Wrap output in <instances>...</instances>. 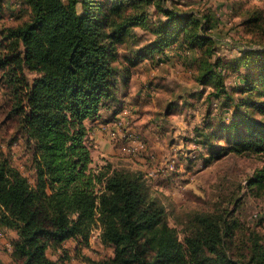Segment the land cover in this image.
<instances>
[{"label": "trees", "instance_id": "1", "mask_svg": "<svg viewBox=\"0 0 264 264\" xmlns=\"http://www.w3.org/2000/svg\"><path fill=\"white\" fill-rule=\"evenodd\" d=\"M21 3L29 20L0 31L1 78L13 98L9 115L30 151L34 179L31 183L0 158V226L16 233L11 239L13 264H68L63 243L71 239L87 246L97 224L99 240L112 246L113 254L95 264H264L260 237L239 239L240 194H232L233 209L175 218L182 241L143 173L109 164L91 167L89 124L117 103L119 76L123 84L128 82L129 71L116 65L117 46L132 27L146 25L140 10L155 5L166 17L155 31V42L145 49L147 56L162 55L175 44L210 56L214 41L205 31L211 29V18L163 9L165 0ZM244 24L249 32H264V13L255 11ZM237 62L232 70L238 72V65L244 70L238 73L240 110L226 122L207 121L201 142L212 155L264 156V121L241 110L264 113V47L246 45ZM218 65L200 62L199 81L228 97ZM218 138L224 141L221 147L213 145ZM246 183L249 191L262 192L263 173Z\"/></svg>", "mask_w": 264, "mask_h": 264}, {"label": "rangeland", "instance_id": "2", "mask_svg": "<svg viewBox=\"0 0 264 264\" xmlns=\"http://www.w3.org/2000/svg\"><path fill=\"white\" fill-rule=\"evenodd\" d=\"M0 7V31L3 27L29 20V10L21 0H1ZM162 8L193 13L198 18L209 16L212 26L205 34L214 41L213 52L208 56L202 51H190L175 44L162 55L147 56L144 52L149 51L145 49L155 42V31L166 17L155 5L140 10L146 25L132 27L117 46L116 65L129 71L128 82L123 84L122 76H119L117 103L101 111L98 123L89 124L90 132L97 129L106 134L107 140L118 151L103 155L89 138L91 167L109 164L111 168H128L143 173L151 195L165 206L169 225L177 230L182 241L181 226L176 220L194 212L233 209L231 197L238 193L243 197L237 212L239 239L256 234L264 242V190L249 191L246 183L256 173L264 175V156L234 155L224 151L212 155L201 142L207 121L226 122L235 109L240 110L243 96L237 89L241 82L238 73L242 74L244 70L241 65L236 69L238 72L232 68L237 65L246 45L264 47V32H249L244 24L255 11L264 13V0H165ZM202 61L219 64L217 71L221 72L226 90L230 92L228 97L224 94L218 96L219 90H215L211 83L201 84L199 63ZM232 62L235 65L228 67ZM31 77L26 76L29 80ZM12 101L11 88L3 82L0 70V158L7 159L32 183L30 151L17 131L16 120L9 115ZM250 108L241 110L246 109L249 116L264 121L263 112ZM115 111L140 144L133 155L122 152L120 142L110 140L109 133L117 122ZM126 129L119 130V134H124ZM213 145L221 147L224 141L215 139ZM11 231L0 226L1 264H13L11 239L16 233L12 231V235ZM92 241V247L79 246L77 241L75 246L73 242L68 243V264H95L112 256V246L97 239ZM47 254L51 259L56 257L51 251Z\"/></svg>", "mask_w": 264, "mask_h": 264}, {"label": "built area", "instance_id": "3", "mask_svg": "<svg viewBox=\"0 0 264 264\" xmlns=\"http://www.w3.org/2000/svg\"><path fill=\"white\" fill-rule=\"evenodd\" d=\"M117 122H115L114 127H112L110 131V140L115 142H120L119 146L121 147L122 152L126 154H135L138 151V148H140V144H137V141L133 134L129 133L130 128L126 127L124 124V120L122 119L121 115L116 117ZM122 128H128L126 129V132L124 134H119V130ZM101 233V227L99 224L94 226L90 233L89 241H92L94 239L100 238Z\"/></svg>", "mask_w": 264, "mask_h": 264}, {"label": "crops", "instance_id": "4", "mask_svg": "<svg viewBox=\"0 0 264 264\" xmlns=\"http://www.w3.org/2000/svg\"><path fill=\"white\" fill-rule=\"evenodd\" d=\"M103 112V111H102ZM112 112V111H111ZM102 113L99 114V116L101 115ZM118 116V114H116L115 118ZM99 118V117H98ZM96 118L94 121H92L91 124H95V123H98L99 122V119ZM99 126V125H97ZM89 138L91 140H93V143L95 144V147L97 149H99L100 152L104 153L103 155L105 154H109V155H113L115 154V152L118 151V148H115L114 147V144H111V142H109L106 138V134H103L101 133L99 130H94V132H90L89 134ZM120 151V150H119ZM101 155V156H103ZM10 234L13 235V232L11 231ZM14 238H16V235H14ZM98 240V239H97ZM99 241V240H98ZM73 242L74 246H75V243L76 241L75 240H67L63 243V248L66 249L68 248V245ZM94 241H89V244L88 246L92 247V243ZM69 243V244H68ZM79 246H82V244H79ZM67 250V249H66ZM67 254L69 255V251H67ZM56 258V257H55ZM53 258V259H55Z\"/></svg>", "mask_w": 264, "mask_h": 264}]
</instances>
